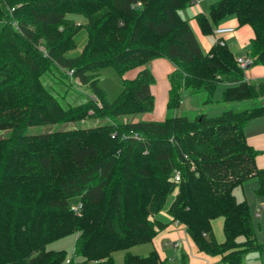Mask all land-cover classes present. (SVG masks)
<instances>
[{
	"label": "trees",
	"instance_id": "trees-1",
	"mask_svg": "<svg viewBox=\"0 0 264 264\" xmlns=\"http://www.w3.org/2000/svg\"><path fill=\"white\" fill-rule=\"evenodd\" d=\"M190 1L0 0V130H11L0 138V264L67 262L63 251L46 246L70 234L76 238L68 264H115L117 250H124L123 264H169L154 249L145 256L129 249L150 242L171 222L183 224L199 251L220 255L224 264L264 253L248 203L233 193L256 178V194L264 196V168L244 133L264 114V80L247 81L225 43L202 50L179 15ZM229 15L251 27L248 53L253 64L264 65V0H214L194 19L208 35ZM81 28L87 36L81 52L67 56ZM158 57L174 66L166 117L119 120L152 111L148 63ZM106 66L121 75L142 67L133 79H122L111 103L101 96L98 78L87 82L88 74ZM51 67L72 69V77L87 83L93 92L88 102L62 106L40 81ZM184 92L198 94L205 109L193 119L177 113ZM216 104L225 109L207 114ZM89 117L104 122L28 132ZM170 196L169 220L162 221L158 214ZM78 204V211L71 209ZM218 217L221 242L212 229Z\"/></svg>",
	"mask_w": 264,
	"mask_h": 264
},
{
	"label": "crops",
	"instance_id": "crops-1",
	"mask_svg": "<svg viewBox=\"0 0 264 264\" xmlns=\"http://www.w3.org/2000/svg\"><path fill=\"white\" fill-rule=\"evenodd\" d=\"M198 7H200L201 9L198 12H195L193 15L199 12L207 14V3L202 4V0H199ZM181 10L179 11V15L181 16V18H183L181 15ZM188 21L190 27L194 31L195 37L200 47L204 52L207 51L208 47L204 46L203 41L204 36L206 35H203L200 32L194 16ZM219 23H221V25H229L234 27L233 32L227 33L222 37L225 44L228 47L230 46L229 48L232 51L234 57L236 58L239 56H250L248 53V49L251 39L253 38V31L251 27L248 25L238 26L236 17L234 15L226 16L218 22V25ZM211 34L214 36L213 33ZM141 68L142 67H135L127 70L124 73V78L133 79ZM148 68L154 77V82L150 86V91L154 98V107L150 112L139 114L140 120L161 121L167 115L168 91L170 87L168 75L173 71L174 66L169 59L165 57H158L148 63ZM244 78L249 82L264 80V65L252 64L244 70ZM224 87L225 85L223 84H220L218 86L214 94V97L216 99L220 100ZM218 89L220 92L219 94H217ZM245 102L246 103L244 104L247 106L251 104V102L249 101ZM198 109L199 108L197 107V111H199ZM224 109V104H216L213 107L207 109V114L217 115L220 114ZM135 116L137 115H133L132 117ZM244 133L248 144L257 151V166L259 168H264V114L249 122L244 128ZM257 187V179L251 178L241 186H238L233 190L234 196L237 200H245L249 205L252 215V221L255 228L256 238L257 233L261 232L262 229H264V208L259 212V215L255 214L256 209L264 205V196H259L256 194ZM158 217L162 221L169 220V216L166 211H164L162 216L158 214ZM222 223L223 219L221 217L212 220V227L216 231V240L218 242H221L224 239V234L223 237H221V234L219 233L220 227H222ZM152 249H154L158 253L161 259H167L169 264H224L221 260L220 255H209L202 251H199L193 240L187 234L184 225L178 222L168 223V225L164 229L159 231L152 238V240L148 242L147 249H142L145 251L142 256L147 255ZM257 254L259 255V258L262 259L264 253L259 254L257 252ZM261 264H264V262L262 261Z\"/></svg>",
	"mask_w": 264,
	"mask_h": 264
},
{
	"label": "rangeland",
	"instance_id": "rangeland-1",
	"mask_svg": "<svg viewBox=\"0 0 264 264\" xmlns=\"http://www.w3.org/2000/svg\"><path fill=\"white\" fill-rule=\"evenodd\" d=\"M211 1L213 2L214 0H202V4L207 3V8H208L209 5L212 3ZM200 9L201 8L198 7V4H194V5L189 4L181 10V15L184 18V20L188 21L190 18H193L194 16L193 14L195 12H198ZM70 17L73 18L77 24L85 23V19L81 15L70 14ZM219 25H221V23H219ZM214 27L215 25H213V29ZM86 39H87L86 30L84 28H81L74 35V42H75L74 49L68 51L66 55L67 56L78 55L81 52V49ZM203 41H204V46H207L209 49V47L215 42V37L212 34H208L204 36ZM42 42L43 41L41 40L42 45L40 46V49L44 50ZM68 70L71 69H64L63 72H59L56 68L51 67L50 70L42 73V75L40 76V81L43 87L49 93H51L62 106L68 107V106H80L86 104L89 100L90 95L93 94L92 90L87 86V83H85L86 85L78 83L79 82L78 78L69 76L67 74ZM124 77H125L124 74L121 75L119 72H117V70L113 66H106L97 72L88 74L87 82L92 79L98 78L97 86L100 90L101 96L104 97V100L106 102L111 103L120 94L123 88L122 79ZM219 93L220 92L218 89L217 94ZM197 107L199 108L198 110L200 111L205 110L204 108L202 109L201 107L200 97L198 96V94L189 95L188 92H184L182 95L180 106L177 109V112L178 114H186L187 116H189L190 119H193L196 113L198 112ZM133 115H137V116L132 117ZM133 115H129V114L121 115L119 117V120L121 121L140 120L139 114H133ZM103 122L104 120L102 119L89 117L79 122L77 121V122L65 123L62 121L52 124L50 126H32L28 129V132L39 133V132H45L48 130H55L59 128L61 129V128H74V127H91L101 124ZM10 133L11 130L9 129L0 130V138L7 137L10 135ZM171 199L172 196L168 198L164 209L160 211L159 214L161 216L164 213V211H166V207L171 201ZM213 233L216 239V231L214 229H213ZM219 233L221 234V237H223L222 227H220ZM75 238H76V234L66 235L64 237L49 242L46 246V249L54 250V251L61 250L65 253V259L67 260L72 259ZM257 240L259 242L264 243V229H262L261 232L257 233ZM147 247H148V243L140 244L131 247L129 251L133 254L142 255L145 252L142 249H147ZM112 255L115 264H123L124 250H117ZM262 261L264 262V255L262 256V259H260L257 252H250L244 256V262H245L244 264H261ZM61 264H68V263L66 262V260H63Z\"/></svg>",
	"mask_w": 264,
	"mask_h": 264
},
{
	"label": "built area",
	"instance_id": "built-area-1",
	"mask_svg": "<svg viewBox=\"0 0 264 264\" xmlns=\"http://www.w3.org/2000/svg\"><path fill=\"white\" fill-rule=\"evenodd\" d=\"M199 0H191L190 4H198ZM137 5H139V3H137ZM234 31V27L233 26H229V25H216L212 31V33L215 36V42L223 45L225 42L223 40V35L227 34V33H231ZM235 62L236 65L241 69V70H245L247 69L249 66H251L253 64V58L251 56H239L235 58ZM67 74L69 76L72 77L73 75V70H68ZM78 82V81H77ZM80 83V82H78ZM174 180L178 181L179 180V173L176 172L174 175ZM80 205H73L71 206V209L74 211H78ZM264 208L263 206H260L259 208L256 209L255 214L259 215V212ZM68 262V260H67Z\"/></svg>",
	"mask_w": 264,
	"mask_h": 264
}]
</instances>
